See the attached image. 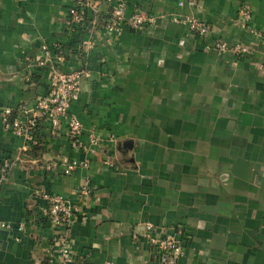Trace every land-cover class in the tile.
Masks as SVG:
<instances>
[{
    "label": "crops",
    "instance_id": "1",
    "mask_svg": "<svg viewBox=\"0 0 264 264\" xmlns=\"http://www.w3.org/2000/svg\"><path fill=\"white\" fill-rule=\"evenodd\" d=\"M189 1L125 0L127 15L142 11L155 25L72 33L74 0H0V110L38 117L29 147L0 122V165L12 163L0 187V264L48 263L53 230L42 193L75 209L74 264H159L145 223L183 229L180 264H264V0ZM244 4L248 29L239 22ZM173 17H194L210 32L192 35ZM218 41L251 53H217ZM43 43L71 48L52 61L58 70L90 73L70 113L81 140L93 135L98 145L73 147L65 126L52 131L35 112L47 73L23 57ZM34 146L37 158L27 153ZM70 161L86 167L64 174Z\"/></svg>",
    "mask_w": 264,
    "mask_h": 264
},
{
    "label": "built area",
    "instance_id": "2",
    "mask_svg": "<svg viewBox=\"0 0 264 264\" xmlns=\"http://www.w3.org/2000/svg\"><path fill=\"white\" fill-rule=\"evenodd\" d=\"M107 10L102 13L98 8L96 0H74L68 8L66 26L69 32L79 33L88 28L102 29L107 33H116L123 26L132 30L141 31L147 26H154L156 17L147 15L142 11H136L130 15L126 14L125 0H103ZM188 4L193 7L195 1L190 0ZM182 4H180L181 6ZM252 15L250 7L246 4L239 8L240 25L248 29ZM172 22L183 25L195 36L206 37L210 32V26L194 17H173ZM217 53L231 52L236 56L248 55L251 48L241 43L229 45L218 41L212 45ZM72 53L71 48L60 44H41L39 52L33 55H24L23 61L31 67L43 69L47 73V91L44 96L36 99L35 112L40 117L47 119L52 131H59L63 126L71 140L73 147L84 150L89 145L100 143L96 136H91L88 144L81 140L83 135L82 124L70 113L71 105L77 101L80 91V83L88 78L90 73L86 69L70 72H62L52 64V61L62 63L67 55ZM38 117L34 112L22 109L13 116L10 109L0 110V122L4 131L17 137H22L29 147L33 142V132L37 126ZM110 140L114 136L110 135ZM64 174H71L79 167H86V163L76 161L66 162L63 165ZM12 163L5 160L0 165V187L7 180ZM56 168V165L47 166V170ZM82 194H88L87 188H82ZM41 199L45 202L44 216L52 227L50 237V253L47 264H74L75 256L70 249L69 231L75 220V209L67 201L58 195L42 193ZM5 227L4 225H2ZM21 230V227L18 228ZM143 238L147 242L150 251L159 264H180L184 257L185 234L181 227L175 228L172 233L162 232L151 223L144 224Z\"/></svg>",
    "mask_w": 264,
    "mask_h": 264
},
{
    "label": "trees",
    "instance_id": "3",
    "mask_svg": "<svg viewBox=\"0 0 264 264\" xmlns=\"http://www.w3.org/2000/svg\"><path fill=\"white\" fill-rule=\"evenodd\" d=\"M16 113L13 112V116L15 115ZM37 134V126H36V129L34 130L33 132V136H35ZM37 150L38 148L36 146L32 147L29 151H27L28 155L32 158H37Z\"/></svg>",
    "mask_w": 264,
    "mask_h": 264
}]
</instances>
